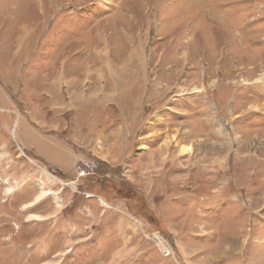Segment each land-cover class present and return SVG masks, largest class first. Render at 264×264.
Listing matches in <instances>:
<instances>
[{"label": "rangeland", "instance_id": "374dc122", "mask_svg": "<svg viewBox=\"0 0 264 264\" xmlns=\"http://www.w3.org/2000/svg\"><path fill=\"white\" fill-rule=\"evenodd\" d=\"M0 264H264V0H0Z\"/></svg>", "mask_w": 264, "mask_h": 264}, {"label": "bare ground", "instance_id": "6f19581e", "mask_svg": "<svg viewBox=\"0 0 264 264\" xmlns=\"http://www.w3.org/2000/svg\"><path fill=\"white\" fill-rule=\"evenodd\" d=\"M140 60H141V59H140ZM139 62H140V61H139ZM136 63H137V62H136ZM141 72H142V69H141ZM141 72H139V73H140V76H143L144 72H142V73H141ZM144 78H145V77H144ZM135 81L138 82L139 84H141L140 82H142L143 79H141V81H140V79L136 77V80H135ZM190 151H192V149H191L190 147L184 148V149L182 150L183 153H188V152H190ZM11 191H12V188H9L8 191H7V194L10 193ZM44 197H45V193L42 192V193L36 198V200L34 201V203L32 202V204H31L30 206H32V205H34V204L40 202L41 200H43ZM32 216H33V215H32Z\"/></svg>", "mask_w": 264, "mask_h": 264}, {"label": "trees", "instance_id": "16d2710c", "mask_svg": "<svg viewBox=\"0 0 264 264\" xmlns=\"http://www.w3.org/2000/svg\"><path fill=\"white\" fill-rule=\"evenodd\" d=\"M97 166L99 169H102V167L104 166V163L101 161H97Z\"/></svg>", "mask_w": 264, "mask_h": 264}, {"label": "built area", "instance_id": "2783aa9c", "mask_svg": "<svg viewBox=\"0 0 264 264\" xmlns=\"http://www.w3.org/2000/svg\"><path fill=\"white\" fill-rule=\"evenodd\" d=\"M164 251H165V253H166L167 255H171V251H170V249H169L168 247H165V248H164Z\"/></svg>", "mask_w": 264, "mask_h": 264}]
</instances>
